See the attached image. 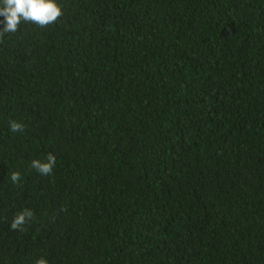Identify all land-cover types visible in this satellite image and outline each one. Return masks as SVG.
I'll return each mask as SVG.
<instances>
[{
    "label": "trees",
    "instance_id": "obj_1",
    "mask_svg": "<svg viewBox=\"0 0 264 264\" xmlns=\"http://www.w3.org/2000/svg\"><path fill=\"white\" fill-rule=\"evenodd\" d=\"M58 2L0 37V264H264V0Z\"/></svg>",
    "mask_w": 264,
    "mask_h": 264
},
{
    "label": "clouds",
    "instance_id": "obj_2",
    "mask_svg": "<svg viewBox=\"0 0 264 264\" xmlns=\"http://www.w3.org/2000/svg\"><path fill=\"white\" fill-rule=\"evenodd\" d=\"M63 9L58 0H0V37L6 33H15L22 23L33 24L44 28L57 22L62 17ZM24 123L12 120L9 129L13 133H23ZM57 159L52 153L44 158L31 160V168L40 176H51L56 167ZM12 183L21 181L20 172L11 174ZM34 217L31 209L25 208L16 214L10 224L12 230L23 231L24 226ZM36 264H49L46 257H41Z\"/></svg>",
    "mask_w": 264,
    "mask_h": 264
}]
</instances>
